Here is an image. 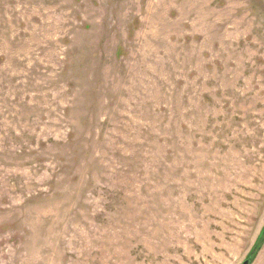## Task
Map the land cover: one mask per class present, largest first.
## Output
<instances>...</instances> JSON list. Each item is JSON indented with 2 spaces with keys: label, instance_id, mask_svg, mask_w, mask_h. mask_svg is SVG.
I'll return each mask as SVG.
<instances>
[{
  "label": "rangeland",
  "instance_id": "obj_1",
  "mask_svg": "<svg viewBox=\"0 0 264 264\" xmlns=\"http://www.w3.org/2000/svg\"><path fill=\"white\" fill-rule=\"evenodd\" d=\"M263 227L264 0H0V264H243Z\"/></svg>",
  "mask_w": 264,
  "mask_h": 264
},
{
  "label": "trees",
  "instance_id": "obj_2",
  "mask_svg": "<svg viewBox=\"0 0 264 264\" xmlns=\"http://www.w3.org/2000/svg\"><path fill=\"white\" fill-rule=\"evenodd\" d=\"M264 243V227L262 229V232L259 236V239L255 245V253H253L249 258H251V260L253 261V259L255 258V255L257 253V250L263 245Z\"/></svg>",
  "mask_w": 264,
  "mask_h": 264
},
{
  "label": "water",
  "instance_id": "obj_3",
  "mask_svg": "<svg viewBox=\"0 0 264 264\" xmlns=\"http://www.w3.org/2000/svg\"><path fill=\"white\" fill-rule=\"evenodd\" d=\"M252 262L251 258L246 259L243 264H250Z\"/></svg>",
  "mask_w": 264,
  "mask_h": 264
}]
</instances>
